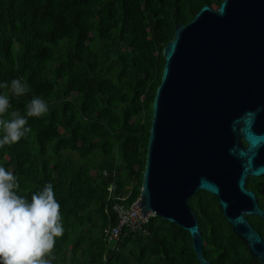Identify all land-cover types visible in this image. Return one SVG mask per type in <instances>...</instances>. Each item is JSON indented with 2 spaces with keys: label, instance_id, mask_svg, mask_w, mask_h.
<instances>
[{
  "label": "trees",
  "instance_id": "obj_1",
  "mask_svg": "<svg viewBox=\"0 0 264 264\" xmlns=\"http://www.w3.org/2000/svg\"><path fill=\"white\" fill-rule=\"evenodd\" d=\"M221 2L0 0V83L30 87L25 96L10 94V111L26 115L34 96L49 106L28 117L31 131L18 143L0 148V165L29 200L53 184L64 233L52 264H200L189 232L159 217L144 226L148 234L108 236L119 224L114 205L131 206L141 195L163 49L175 24ZM191 205L211 264H261L245 258L214 196L200 191Z\"/></svg>",
  "mask_w": 264,
  "mask_h": 264
},
{
  "label": "water",
  "instance_id": "obj_2",
  "mask_svg": "<svg viewBox=\"0 0 264 264\" xmlns=\"http://www.w3.org/2000/svg\"><path fill=\"white\" fill-rule=\"evenodd\" d=\"M163 55L136 206L144 219L189 232L199 263L211 264L190 205L205 191L264 264V241L245 217L262 215L246 186L264 174V0L203 6L188 24H175Z\"/></svg>",
  "mask_w": 264,
  "mask_h": 264
},
{
  "label": "clouds",
  "instance_id": "obj_3",
  "mask_svg": "<svg viewBox=\"0 0 264 264\" xmlns=\"http://www.w3.org/2000/svg\"><path fill=\"white\" fill-rule=\"evenodd\" d=\"M0 148L18 143L28 132V117L39 118L49 111L48 102L34 96L26 105V115L11 110L10 94L29 93L26 81L12 79L0 83ZM13 171L0 165V264H52L56 238L64 233L61 205L54 186L46 184L31 199L18 194Z\"/></svg>",
  "mask_w": 264,
  "mask_h": 264
},
{
  "label": "flooded vegetation",
  "instance_id": "obj_4",
  "mask_svg": "<svg viewBox=\"0 0 264 264\" xmlns=\"http://www.w3.org/2000/svg\"><path fill=\"white\" fill-rule=\"evenodd\" d=\"M244 145L246 146L245 143H244ZM263 150H264V148L261 150V152L259 154V158H258L260 164H264ZM246 187L249 191H251L255 194L257 205L259 207V210L262 212V215H245V217L247 218L249 224L261 236L262 240L264 241V174H262L258 177H252V176L249 177V179L247 180V186ZM191 200H190V205H191ZM216 200H217V198H216ZM191 208H192V205H191ZM220 210H221V207H220ZM193 211H194V209H193ZM221 213H222V210H221ZM222 215H223V213H222ZM223 217H224V215H223ZM224 219H225V217H224ZM226 224H227V229L230 231L229 233L231 235L235 234V236L238 239V243H239L240 247H243L245 254H246L245 258H256V257H253V255L251 254V252H250L248 246L246 245L245 241L242 240L239 236H237V234L233 230L232 226L230 224H228L227 220H226ZM202 237H203V235H202ZM203 241H204V239H203ZM205 247H206V244L204 241V248Z\"/></svg>",
  "mask_w": 264,
  "mask_h": 264
},
{
  "label": "built area",
  "instance_id": "obj_5",
  "mask_svg": "<svg viewBox=\"0 0 264 264\" xmlns=\"http://www.w3.org/2000/svg\"><path fill=\"white\" fill-rule=\"evenodd\" d=\"M129 196L121 198V201L125 202ZM140 201V198L135 201L131 206H126L125 204L117 203L114 205L113 210L118 217L119 224L114 227L109 233L110 241H118L122 234H125V229H128L129 232H140L148 234L147 230L144 229V226L148 223L151 217H154L152 214L148 216L147 219H144L140 209L136 206Z\"/></svg>",
  "mask_w": 264,
  "mask_h": 264
},
{
  "label": "rangeland",
  "instance_id": "obj_6",
  "mask_svg": "<svg viewBox=\"0 0 264 264\" xmlns=\"http://www.w3.org/2000/svg\"><path fill=\"white\" fill-rule=\"evenodd\" d=\"M213 8H218L217 6H214ZM72 156L74 157V158H77V156H76V154H72Z\"/></svg>",
  "mask_w": 264,
  "mask_h": 264
}]
</instances>
